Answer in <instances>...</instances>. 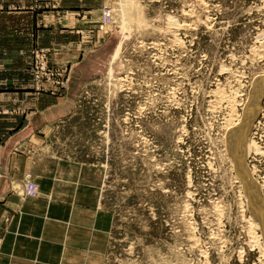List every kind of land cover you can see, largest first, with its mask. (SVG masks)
Wrapping results in <instances>:
<instances>
[{
	"label": "rangeland",
	"instance_id": "1",
	"mask_svg": "<svg viewBox=\"0 0 264 264\" xmlns=\"http://www.w3.org/2000/svg\"><path fill=\"white\" fill-rule=\"evenodd\" d=\"M64 4L66 13L86 15L87 50L62 66L48 48L33 47L25 63L35 91L76 95L56 147L70 159L65 169L80 165L82 184L95 186L94 207L79 209L81 221L95 219V234L88 241L83 234L87 254L77 264H264V230L250 226L249 195L231 151L240 140L259 152L264 143V92L256 100L264 0ZM65 25L73 30L76 22ZM42 64L48 79L40 82ZM243 164L263 204L264 161L254 162L251 151ZM30 184L34 195L26 194ZM21 195H39L29 174Z\"/></svg>",
	"mask_w": 264,
	"mask_h": 264
},
{
	"label": "crops",
	"instance_id": "2",
	"mask_svg": "<svg viewBox=\"0 0 264 264\" xmlns=\"http://www.w3.org/2000/svg\"><path fill=\"white\" fill-rule=\"evenodd\" d=\"M64 9V0H0V264H77L87 254L83 234L85 241L95 234V219L79 215L94 207L95 186L82 184L80 165L65 169L70 159L56 147L76 95L35 91L25 63L33 47L48 48L50 61L62 66L87 50L80 30L86 15ZM66 20L76 22L73 30ZM26 174L37 197L21 195Z\"/></svg>",
	"mask_w": 264,
	"mask_h": 264
},
{
	"label": "bare ground",
	"instance_id": "3",
	"mask_svg": "<svg viewBox=\"0 0 264 264\" xmlns=\"http://www.w3.org/2000/svg\"><path fill=\"white\" fill-rule=\"evenodd\" d=\"M262 89L264 90V80L261 81L260 90H259V92L256 95L257 103H258V100L260 98V95L264 92ZM247 121H248V117L245 118L244 123L247 122ZM240 131H242L241 128H240ZM238 134H239V132L238 133H234V135L232 136L231 143H233V139H234V141L236 140ZM235 144H231L233 146L231 151H232L233 156L235 158V159H232V163L234 165V169H236L237 173H238L237 180H239V182L244 185V188L246 189L247 194L249 195L248 198H249V202L251 204V210H252V214H253L252 215L253 217L249 218V219H251L250 220V226H251V228H253V226H254L256 229H257V227H259V228L261 227L264 230V203L263 204L259 203L260 200L258 199L259 198V194L257 193V191H258L256 189L257 187H255L253 185L254 183H252V181H250V179L248 177L249 174H247L246 169H245L246 167H244V164H243V162H244V154H245V156H248L251 151L252 152L253 151L259 152L260 150L255 145V143H253V146H251V144H249L248 142L244 141V143H243L244 147L243 148H242L241 140L239 141V144H238L239 146H236ZM238 148H239V153H238ZM240 172H241V174H240ZM241 175L244 177L245 183L242 182L243 180L241 178ZM252 197H254V198H252ZM255 222H258V224H256ZM254 224H256V225H254ZM253 234H255L254 231H253ZM253 238L255 239L256 245H260V239L262 238V236H260V237L258 236L257 237L255 235V237H253ZM263 247L261 248V253L264 256V248ZM259 248H260V246H259Z\"/></svg>",
	"mask_w": 264,
	"mask_h": 264
},
{
	"label": "built area",
	"instance_id": "4",
	"mask_svg": "<svg viewBox=\"0 0 264 264\" xmlns=\"http://www.w3.org/2000/svg\"><path fill=\"white\" fill-rule=\"evenodd\" d=\"M107 16H108V13L106 14ZM40 56L41 55H36V57L39 59V61L41 62V63H43L44 65H45V63H46V59H44L43 58V56L40 58ZM33 60H34V56H33ZM43 64H42V66H36L35 67V73L37 74L36 75V78L37 79H39V81L41 82V80L42 79H45V80H47L48 78H44V77H42L41 76V73H40V70H43L42 68L44 67L43 66ZM34 67V66H33ZM58 84H60V81L58 80V81H56ZM62 84H63V82H61ZM25 190H26V194H32V195H34L35 194V187L33 186V185H29V186H25Z\"/></svg>",
	"mask_w": 264,
	"mask_h": 264
},
{
	"label": "flooded vegetation",
	"instance_id": "5",
	"mask_svg": "<svg viewBox=\"0 0 264 264\" xmlns=\"http://www.w3.org/2000/svg\"><path fill=\"white\" fill-rule=\"evenodd\" d=\"M257 144L261 148V152H252V158H253L254 162L258 161L260 163V161H264V159L262 157L261 158L258 157L260 155L259 153H263V155H264V143L262 145H260L259 143H257ZM252 165H253L252 166L253 169H255V170L258 169V163H253Z\"/></svg>",
	"mask_w": 264,
	"mask_h": 264
}]
</instances>
